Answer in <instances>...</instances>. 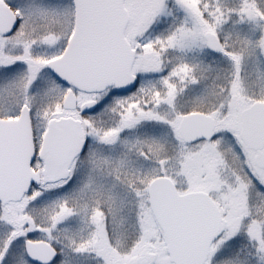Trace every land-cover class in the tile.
<instances>
[{
  "label": "snow or ice",
  "instance_id": "6c2138e0",
  "mask_svg": "<svg viewBox=\"0 0 264 264\" xmlns=\"http://www.w3.org/2000/svg\"><path fill=\"white\" fill-rule=\"evenodd\" d=\"M0 264H264V0H0Z\"/></svg>",
  "mask_w": 264,
  "mask_h": 264
}]
</instances>
